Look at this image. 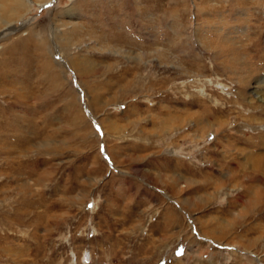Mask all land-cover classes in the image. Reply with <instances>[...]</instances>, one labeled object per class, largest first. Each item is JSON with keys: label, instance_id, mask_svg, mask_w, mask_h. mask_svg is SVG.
Listing matches in <instances>:
<instances>
[{"label": "rangeland", "instance_id": "1", "mask_svg": "<svg viewBox=\"0 0 264 264\" xmlns=\"http://www.w3.org/2000/svg\"><path fill=\"white\" fill-rule=\"evenodd\" d=\"M11 1L0 264H264V0Z\"/></svg>", "mask_w": 264, "mask_h": 264}, {"label": "bare ground", "instance_id": "2", "mask_svg": "<svg viewBox=\"0 0 264 264\" xmlns=\"http://www.w3.org/2000/svg\"><path fill=\"white\" fill-rule=\"evenodd\" d=\"M43 2H47L48 0H42ZM11 3H13V5L15 4V5H17L20 9L21 8H23V10L27 7V9H29L30 8V2L29 1H27V0H12L11 1ZM2 14H3V16H5V13H3L2 12ZM3 19H5V17L3 18ZM9 23V22H8ZM12 24V23H11ZM57 30V29H56ZM72 33H73V30H66V32H63V34L62 33H60V32H57L56 33V35H57V42L59 43V41L62 43V45H63V43L65 44V45H68V46H71L72 45V40H71V38H72ZM36 42H37V44L41 47V46H43V47H45L46 46V44H47V41L45 40V39H43V37H38L37 38V40H36ZM70 60H71V62H69V63H72V64H74L76 67H78V62L79 61H77V60H73L71 57H70ZM69 61V60H68ZM79 71H81V72H84L83 71V69H80L79 68ZM82 117V116H81Z\"/></svg>", "mask_w": 264, "mask_h": 264}, {"label": "snow or ice", "instance_id": "3", "mask_svg": "<svg viewBox=\"0 0 264 264\" xmlns=\"http://www.w3.org/2000/svg\"><path fill=\"white\" fill-rule=\"evenodd\" d=\"M97 130L100 131L99 126H97ZM103 150H104L103 146H101V151H103ZM88 207L91 208V207H93V205L89 204ZM183 254H184V250H183V248H181V250L177 253V255H183Z\"/></svg>", "mask_w": 264, "mask_h": 264}]
</instances>
